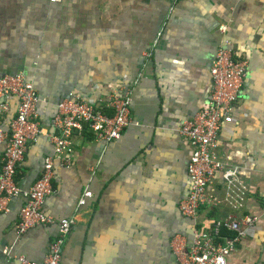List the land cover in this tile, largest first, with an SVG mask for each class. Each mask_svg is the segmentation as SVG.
Returning a JSON list of instances; mask_svg holds the SVG:
<instances>
[{"label":"crops","instance_id":"crops-1","mask_svg":"<svg viewBox=\"0 0 264 264\" xmlns=\"http://www.w3.org/2000/svg\"><path fill=\"white\" fill-rule=\"evenodd\" d=\"M222 46L248 61L234 121L220 133L245 191L236 203L218 185L223 201L210 214L237 206L257 216L226 264H264V0H0V76L22 74L40 99L42 136L17 169L23 192L54 156L59 102L132 90L131 124L119 140L96 141L85 131L74 138L71 165H54V193L44 203L54 223L19 236L25 198L0 211V264H18L19 255L43 264L58 222L70 217L60 264H177L172 241L189 243L193 229L179 210L191 156L179 128L206 104ZM16 107L8 101V116ZM4 149L0 141V161ZM85 190L92 198L77 209Z\"/></svg>","mask_w":264,"mask_h":264},{"label":"built area","instance_id":"built-area-1","mask_svg":"<svg viewBox=\"0 0 264 264\" xmlns=\"http://www.w3.org/2000/svg\"><path fill=\"white\" fill-rule=\"evenodd\" d=\"M220 30L226 32V27L221 26ZM210 75L212 86L206 104L179 128L191 150L187 167L189 193L180 202L179 210L193 222V229L189 243L183 236L172 241L177 264H226L237 244L245 239L247 229L258 220L257 216L243 213L237 206L222 217L210 214L223 201L218 185L224 186L226 200L236 203L243 200L245 187L240 178L241 169L221 149L220 133L225 124L234 121V111L248 76V61L222 46L211 63ZM131 96V89H117L96 101L73 96L59 102L52 122L54 156L45 159L40 178L23 192L16 181L17 169L30 144L42 136L37 113L40 99L34 86L22 74L0 76V122L8 118V132L0 133V141L5 144L0 161V211L7 210L9 200L25 198L16 227L19 236L33 227L54 223V218L44 212L45 200L54 193V165L65 168L71 165L74 138L85 131L96 141L119 140L131 124ZM9 100L17 103L12 116H8ZM91 198L92 193L85 190L76 208L85 206ZM74 224L75 217L58 222L56 236L43 264H60L62 247ZM17 263L38 264L25 255L17 256Z\"/></svg>","mask_w":264,"mask_h":264}]
</instances>
